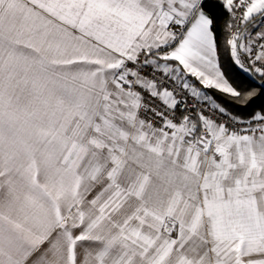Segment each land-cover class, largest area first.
Here are the masks:
<instances>
[{
    "label": "snow or ice",
    "instance_id": "obj_1",
    "mask_svg": "<svg viewBox=\"0 0 264 264\" xmlns=\"http://www.w3.org/2000/svg\"><path fill=\"white\" fill-rule=\"evenodd\" d=\"M261 96L264 0H0V264H264Z\"/></svg>",
    "mask_w": 264,
    "mask_h": 264
},
{
    "label": "trees",
    "instance_id": "obj_2",
    "mask_svg": "<svg viewBox=\"0 0 264 264\" xmlns=\"http://www.w3.org/2000/svg\"><path fill=\"white\" fill-rule=\"evenodd\" d=\"M220 63L222 65V70L226 74V77L236 87L243 90H248V89L256 88L258 86L257 82L259 80V77L253 79L252 77H248L245 74H243L242 71L231 62V60L228 58L227 51L225 50L221 51ZM214 94L219 100H221V102L225 103L228 107L232 108L233 111H239L234 105L228 103L230 97H227L224 94L218 92ZM261 105H264V96L257 97L254 103L251 105V108L248 109V111L255 110Z\"/></svg>",
    "mask_w": 264,
    "mask_h": 264
},
{
    "label": "rangeland",
    "instance_id": "obj_3",
    "mask_svg": "<svg viewBox=\"0 0 264 264\" xmlns=\"http://www.w3.org/2000/svg\"><path fill=\"white\" fill-rule=\"evenodd\" d=\"M243 74H245L246 76H248V77H251L249 74H247V73H245V72H242Z\"/></svg>",
    "mask_w": 264,
    "mask_h": 264
}]
</instances>
